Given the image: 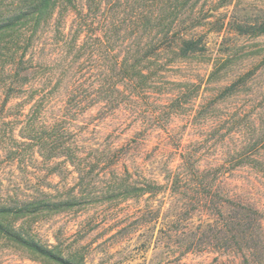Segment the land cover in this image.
I'll return each mask as SVG.
<instances>
[{
    "label": "rangeland",
    "instance_id": "obj_1",
    "mask_svg": "<svg viewBox=\"0 0 264 264\" xmlns=\"http://www.w3.org/2000/svg\"><path fill=\"white\" fill-rule=\"evenodd\" d=\"M105 2L109 11L130 16L136 9L161 15V27L156 22L145 26L203 37L206 51L175 62L172 54L162 55L156 64L144 62L142 66L164 69L145 85L146 93H130L124 84L117 104L109 88L96 82L112 73L117 58L134 62L128 56L133 42L130 17L119 23L120 33L111 42L115 50L103 56L97 51L102 19L93 26L95 35L92 30L82 33L73 50L64 35L70 34L76 16L54 22L36 53L40 58L53 53L56 75L63 80L50 112L57 114L62 95L81 83L74 91L87 100L68 135L81 136L86 145L123 149L122 158L107 159V166L84 184L75 172L51 174L55 163L38 154L28 167L14 161L2 141L7 140L5 131L16 127L12 115L24 116L30 105L22 113L9 110L24 101L19 97L3 109L1 91L0 201L33 192L47 193L55 201L76 197L72 207L29 217L12 215L5 223L84 264H264V32L249 30L264 27V0ZM79 3L87 13L86 0ZM19 133L17 127L15 135ZM180 172L189 179L180 191L167 188L138 195L109 186L114 178L166 186ZM199 194L209 199L200 207L191 202ZM226 198L222 213L232 223L248 214V207L257 211L254 237L243 225L224 226L213 206L226 203ZM0 264L55 263L0 233Z\"/></svg>",
    "mask_w": 264,
    "mask_h": 264
},
{
    "label": "trees",
    "instance_id": "obj_2",
    "mask_svg": "<svg viewBox=\"0 0 264 264\" xmlns=\"http://www.w3.org/2000/svg\"><path fill=\"white\" fill-rule=\"evenodd\" d=\"M80 1L0 0V92L2 91L5 95L2 103L3 109L9 102L19 97L25 98L24 101L17 103L9 110L22 113L25 107L30 105L28 113L24 116L18 115L17 117L15 113L12 115L16 116L11 119L12 122L16 123V127L12 126L5 131L7 140L2 141L7 154L14 161H21L27 167L28 161H32L34 155L38 154L44 161L55 163L51 174H62L65 171L75 172L79 174L80 180L84 184L89 175L101 166H107L103 165L107 159L109 160L112 156L116 157L117 160L122 158L123 149L116 150L107 145L95 147L89 143L86 145L81 136L71 137L68 135L70 129L74 128L78 122L76 112L79 111L83 101L87 100V96L74 91L81 87V83H78L72 91H66L62 95L63 97L59 101L62 107L59 108L57 114L50 112L53 105H57L55 89L62 85L63 80L56 75L54 54L51 53L40 58L36 53L38 54L40 48V39L49 32L51 25L54 22L63 23V20L66 21V17L71 14L76 16L70 34L64 35L66 46L72 47L73 50L76 48L82 33L92 30V34L95 35L97 31L93 26L99 18L102 19L101 35L98 38L100 43L97 45V51L103 56L108 53L111 54L115 50V45L111 42L120 33L119 23H127L126 18H128L127 16L130 17L128 23L132 28L133 42L128 56L134 62L126 59L118 62L119 59L117 58L112 73L110 75L105 74L101 83H99L100 81L96 82L102 87L107 86L109 88L111 92L108 93L113 97L111 101H115L117 104L125 93L122 87L124 84L129 86L130 93L135 92V90L138 94L146 93L145 85L152 80L153 76L160 74L164 69V67L152 69L150 66H142L144 62L155 61L154 64H156L158 63L157 60L164 54H172L173 62L186 60L195 54L206 51V44L203 37H188L186 33L172 31L170 28L156 29L148 28V25L145 26L147 23L156 22L157 27H161L160 23L163 22L161 15L154 16L139 9H136L134 16H130L127 12L109 11L105 0H86L85 6L88 12L83 13V8L79 7ZM249 30L253 33H263L264 27L258 29L250 27ZM155 42L164 44L156 45ZM106 72L105 70L104 73ZM17 127L20 128V133L15 135ZM26 154H29V159H27ZM172 178L173 180H168L166 186L150 180L146 183H138L136 181L131 182L127 178H114L113 181L109 182V186L111 190H120L125 193L134 190L133 193L144 195L147 193L156 194L158 190L167 188L175 191L179 189L180 191L182 190L180 189L182 183L186 186L189 185L188 174L186 173H177ZM183 190L186 192L188 189ZM133 193H128L127 196L129 197ZM208 194L209 196L212 195L211 192ZM75 198L69 197L55 201L47 193L38 194L35 192L22 196L8 195L3 201H0V233L9 240L55 264H84L77 257H65L57 248L44 246L25 236L14 226L4 221V218L12 215L29 217L36 216L43 211L66 209L75 205ZM207 198L199 194L191 202L200 207L201 203L205 204L209 201ZM225 202L218 203L217 207L213 206L218 208L219 213H221L224 226L227 227L229 224H232L231 226L243 225L245 231L250 232V235L254 237L252 231L255 230L256 221L254 220L257 211L248 207L249 213L242 216L238 215L232 223L227 219V214L222 213V209L227 208V198ZM239 207L243 208L242 206Z\"/></svg>",
    "mask_w": 264,
    "mask_h": 264
}]
</instances>
